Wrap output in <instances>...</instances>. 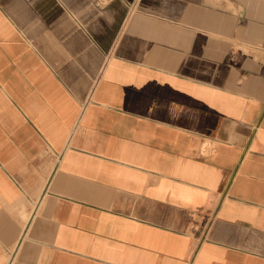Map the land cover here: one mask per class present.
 <instances>
[{"label": "crops", "instance_id": "1", "mask_svg": "<svg viewBox=\"0 0 264 264\" xmlns=\"http://www.w3.org/2000/svg\"><path fill=\"white\" fill-rule=\"evenodd\" d=\"M0 264H264V0H0Z\"/></svg>", "mask_w": 264, "mask_h": 264}]
</instances>
